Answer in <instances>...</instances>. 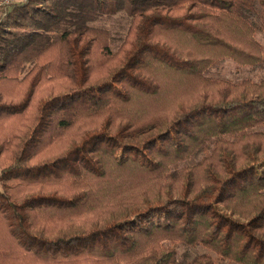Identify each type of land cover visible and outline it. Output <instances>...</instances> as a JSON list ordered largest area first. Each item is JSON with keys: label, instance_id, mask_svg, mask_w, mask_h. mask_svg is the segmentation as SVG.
<instances>
[{"label": "trees", "instance_id": "16d2710c", "mask_svg": "<svg viewBox=\"0 0 264 264\" xmlns=\"http://www.w3.org/2000/svg\"><path fill=\"white\" fill-rule=\"evenodd\" d=\"M124 14L122 44L94 23ZM264 0H25L0 16V264H264Z\"/></svg>", "mask_w": 264, "mask_h": 264}, {"label": "rangeland", "instance_id": "374dc122", "mask_svg": "<svg viewBox=\"0 0 264 264\" xmlns=\"http://www.w3.org/2000/svg\"><path fill=\"white\" fill-rule=\"evenodd\" d=\"M99 27H105L112 34V50L116 51L122 44V40L126 35L129 21L124 14L107 18L101 17L95 23ZM257 39L264 45V34H258ZM210 76L216 78H225L232 81H241L244 79H252L258 81L264 78V67L262 69L252 70L249 67H242L236 64L234 61L228 60L218 68L211 70ZM178 261L180 264H186L192 260L195 256L205 253L206 251L200 247L189 248L186 246H177Z\"/></svg>", "mask_w": 264, "mask_h": 264}, {"label": "built area", "instance_id": "2783aa9c", "mask_svg": "<svg viewBox=\"0 0 264 264\" xmlns=\"http://www.w3.org/2000/svg\"><path fill=\"white\" fill-rule=\"evenodd\" d=\"M25 0H0V16L4 9L12 4L21 3Z\"/></svg>", "mask_w": 264, "mask_h": 264}]
</instances>
